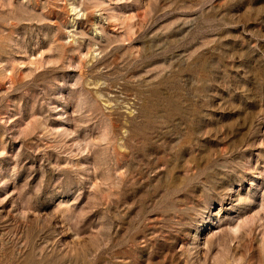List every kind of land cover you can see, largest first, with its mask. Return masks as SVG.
Listing matches in <instances>:
<instances>
[{"label": "rangeland", "instance_id": "1", "mask_svg": "<svg viewBox=\"0 0 264 264\" xmlns=\"http://www.w3.org/2000/svg\"><path fill=\"white\" fill-rule=\"evenodd\" d=\"M0 264H264V0H0Z\"/></svg>", "mask_w": 264, "mask_h": 264}]
</instances>
